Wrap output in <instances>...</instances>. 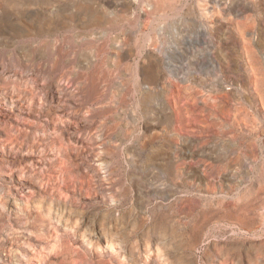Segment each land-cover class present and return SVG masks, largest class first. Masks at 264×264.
<instances>
[{
  "label": "rangeland",
  "instance_id": "1",
  "mask_svg": "<svg viewBox=\"0 0 264 264\" xmlns=\"http://www.w3.org/2000/svg\"><path fill=\"white\" fill-rule=\"evenodd\" d=\"M0 264H264V0H0Z\"/></svg>",
  "mask_w": 264,
  "mask_h": 264
},
{
  "label": "bare ground",
  "instance_id": "2",
  "mask_svg": "<svg viewBox=\"0 0 264 264\" xmlns=\"http://www.w3.org/2000/svg\"><path fill=\"white\" fill-rule=\"evenodd\" d=\"M14 3H16L18 0H12ZM163 1V0H162ZM167 1V0H166ZM157 2V1H156ZM19 3V2H18ZM17 3V4H18ZM164 3H165V0H164ZM169 3V2H168ZM130 6V5H129ZM160 6H161V8H163L164 6H165V4H159V5H157V7H154V6H152L153 7V9L154 8H156V10L158 9V8H160ZM195 8V7H194ZM145 10V9H144ZM128 11V10H127ZM194 11V10H193ZM196 11V10H195ZM207 13V12H206ZM97 21V20H96ZM148 55V54H147ZM153 56V55H152ZM153 62V61H152ZM151 62V63H152ZM157 62V61H156ZM149 66V65H148ZM158 66V65H157ZM151 67H153V66H151ZM158 71V70H157ZM157 71L154 69L153 71H150V69H145L144 67L141 69V72H142V75H143V80L145 81V80H147V79H152V78H155L157 75Z\"/></svg>",
  "mask_w": 264,
  "mask_h": 264
}]
</instances>
